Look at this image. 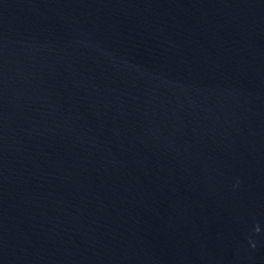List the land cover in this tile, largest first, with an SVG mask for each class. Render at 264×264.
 <instances>
[{
    "label": "water",
    "instance_id": "obj_1",
    "mask_svg": "<svg viewBox=\"0 0 264 264\" xmlns=\"http://www.w3.org/2000/svg\"><path fill=\"white\" fill-rule=\"evenodd\" d=\"M0 264H264V0H0Z\"/></svg>",
    "mask_w": 264,
    "mask_h": 264
}]
</instances>
